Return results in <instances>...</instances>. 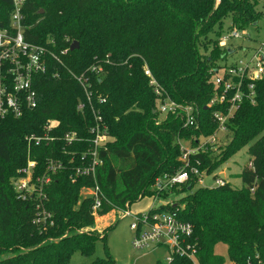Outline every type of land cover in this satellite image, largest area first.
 <instances>
[{
	"label": "trees",
	"instance_id": "1",
	"mask_svg": "<svg viewBox=\"0 0 264 264\" xmlns=\"http://www.w3.org/2000/svg\"><path fill=\"white\" fill-rule=\"evenodd\" d=\"M11 10V0H0V30L10 28ZM23 14L25 40L45 46L58 61L53 59L48 73L36 77L38 106L0 124V264H68L75 251L90 256L98 239L108 250V229L100 234L95 230L91 200L78 203L80 188L91 186V180H70L90 148L94 123L74 76L91 78L92 106L114 139L100 152L103 165L97 180L111 205L122 208L140 195H150L148 188L156 177L181 168L179 140L214 134L217 124L212 112L217 107L206 105L215 92L214 70L228 55L218 47L220 26L228 16L232 18L227 32L256 24L264 19V0H219L217 6L215 0H26ZM215 32L220 34L214 41L209 39L213 47L206 53L199 38ZM72 42H78L74 51L69 50ZM144 64L171 99L197 105L198 129L183 128L180 118L173 116L155 124L154 95L142 71ZM92 66L100 67L103 74L90 75ZM254 91L255 103L245 100L227 123L229 141L194 156L198 170L210 175L248 146L252 169L242 170V187L226 183L193 191L191 179L171 191L172 204L160 208L192 224L198 264H224L226 260L214 253L220 244L227 247L228 260L238 264L255 253L264 257V80L255 84ZM98 96L105 103H98ZM48 120L58 122L52 133L56 140L30 149L37 163L34 178L45 173L49 158L60 160L63 167L43 188L45 207L55 225L42 232L34 224L35 202L18 199L12 180L26 166L24 138L41 135ZM68 132L77 135L70 146L62 138ZM196 139H191L192 146ZM111 209L103 206L100 216ZM90 264L115 262L108 256ZM166 264L189 262L175 257Z\"/></svg>",
	"mask_w": 264,
	"mask_h": 264
},
{
	"label": "built area",
	"instance_id": "2",
	"mask_svg": "<svg viewBox=\"0 0 264 264\" xmlns=\"http://www.w3.org/2000/svg\"><path fill=\"white\" fill-rule=\"evenodd\" d=\"M25 3L26 0H11L10 28L0 30V124L8 117L20 118L24 112L32 111L38 106L39 97L34 87L36 77L48 73L49 63L53 62V59L58 61L45 46L25 40L23 25ZM247 37L248 34L244 29L233 28L218 39V47L227 50V56H231L233 48L230 42ZM230 52L232 53L230 54ZM243 52L242 58L232 63L223 61L218 69L214 70L211 82L215 87V92L206 105L208 109L217 107V110L212 112V119L217 124L214 134L207 137L200 136L197 139L192 137V140L196 139L195 146L191 145V139L179 140L180 155L178 160L182 165L181 168L172 174H162L156 177L148 188L150 195H140L135 202H126L122 208L111 205L97 180V172L103 165L100 152L106 150L108 144H111L114 139L109 135L99 110H95L92 106L94 91L91 78L74 76L91 108L94 123L89 130L92 135L90 148L83 154L81 164L74 168L70 180L72 183L78 178L91 180V186L85 185L80 188L78 203L84 199H90L91 214L94 219L103 217L100 216V212L106 205L112 207L109 212L119 213L120 219H130L129 227L134 232L133 248L149 250L162 247L169 251L166 258L167 263L172 262L175 257H179L186 259L189 264H198V248L194 243H191L192 224L181 221L176 214L160 210V208L172 204L174 195L171 191L174 188L183 187L191 179H194L195 185L203 183V178L207 174L198 170L199 161L194 156L207 149L216 150L221 139L219 135L222 136L227 132V123L239 106L245 100L251 104L255 103V84L264 80V42H259L248 54L246 48H243ZM142 71L154 95L155 124L161 123L168 116H173L180 118L183 128L198 129L200 120L197 105L174 101L153 77L146 64L143 65ZM89 72L95 77L103 74L102 69L97 66L90 67ZM97 101L103 104L106 99L98 96ZM83 108L84 104L78 105L79 111H82ZM57 127V121L48 120L43 126L41 135L30 134L24 138L28 148L26 166L20 169L18 176L12 180L13 189L18 199L23 202L29 200L35 202L34 224L42 232L48 231L55 225L53 214L45 207L47 197L43 188L50 183L51 176L61 170L63 166L60 160L49 158L45 173L34 178L33 174L37 163L31 159L29 151L32 147L49 146L55 142L56 137L52 133ZM62 138L66 146L77 141L76 132H68ZM192 162L195 165H192ZM248 167L252 169V164L249 163ZM221 175H223L222 171L212 177L215 187L227 183L225 178H221ZM165 194L168 195L165 197ZM143 198H148L150 203L140 209L133 208ZM227 261L224 264H238ZM243 264H264V257L255 253L253 256L247 257Z\"/></svg>",
	"mask_w": 264,
	"mask_h": 264
},
{
	"label": "rangeland",
	"instance_id": "3",
	"mask_svg": "<svg viewBox=\"0 0 264 264\" xmlns=\"http://www.w3.org/2000/svg\"><path fill=\"white\" fill-rule=\"evenodd\" d=\"M219 0H215V6H217ZM230 16L226 17L223 22L220 31H223L224 36L226 30L230 24ZM237 25L239 22H235ZM234 23V24H235ZM243 27V26H242ZM239 29L238 27H236ZM248 34L247 38L244 39H235L230 42L233 50L231 56H227L224 61L227 63H232L239 58H242L244 55L243 48H246L248 52L251 49H254L259 42H264V19H261L259 22L253 25H244L243 28ZM225 30V31H224ZM219 31V32H220ZM220 33H208L206 38H199L200 44H205L207 46V51L212 49L213 44H209V39L215 40L216 35ZM220 36V37H221ZM219 37V38H220ZM239 48V49H238ZM201 54L203 49H200ZM245 53V54H246ZM229 132L219 135L220 142H218L217 149L222 148L224 144L229 141ZM248 146H245L239 150L236 154L231 156L224 164H222L217 170H215L210 175H205L203 178L202 184H196L193 188V191L198 188H212L215 187L214 179L212 178L215 174H219L221 171L225 172L226 181L230 184L232 188L239 189L242 187V182L240 179V174L242 170L249 164V155L247 153ZM150 203L148 198H143L138 203L135 204L133 208H143ZM130 219H120V214L115 212H109L103 218L94 220V228L100 234L103 230L106 231L105 244L107 246V251L104 248V242L100 239L96 240L93 253L86 257L80 254L79 251H75L69 259L68 264H90L97 259H107L108 256L114 260L115 264H166V258L169 255V251L165 248H153L149 250H137L132 246V239L134 238V232L129 227ZM88 231V229H84ZM214 253L222 257L226 262H228L227 257V247L225 245H217L214 248Z\"/></svg>",
	"mask_w": 264,
	"mask_h": 264
},
{
	"label": "water",
	"instance_id": "4",
	"mask_svg": "<svg viewBox=\"0 0 264 264\" xmlns=\"http://www.w3.org/2000/svg\"><path fill=\"white\" fill-rule=\"evenodd\" d=\"M78 48V42H72L71 43V45H70V47H69V50L70 51H74L75 49H77ZM232 52H230V54H231ZM155 112L153 111V114H154ZM221 178H223V176H221Z\"/></svg>",
	"mask_w": 264,
	"mask_h": 264
},
{
	"label": "crops",
	"instance_id": "5",
	"mask_svg": "<svg viewBox=\"0 0 264 264\" xmlns=\"http://www.w3.org/2000/svg\"><path fill=\"white\" fill-rule=\"evenodd\" d=\"M223 172V171H222ZM221 176H223V178H225L226 179V175H225V172H223V175H221ZM104 217V216H103ZM103 217H101V218H103Z\"/></svg>",
	"mask_w": 264,
	"mask_h": 264
}]
</instances>
